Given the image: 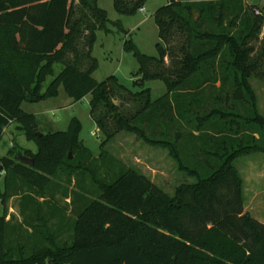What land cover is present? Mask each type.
Returning a JSON list of instances; mask_svg holds the SVG:
<instances>
[{"label": "trees", "instance_id": "1", "mask_svg": "<svg viewBox=\"0 0 264 264\" xmlns=\"http://www.w3.org/2000/svg\"><path fill=\"white\" fill-rule=\"evenodd\" d=\"M99 1L0 0V140L18 123L39 146L37 154L24 155L33 166L15 160L13 148L0 167L44 190L60 172L72 175L97 160L80 142L77 122L70 133L45 135L21 108L56 97L63 86L75 102L91 96V116L104 135L100 158L119 134L128 133L167 149L195 183L170 197L133 169H122L112 182L95 178L100 196L78 215L72 242L60 246L50 236L51 247L28 257L5 243V193L0 264H264V224L243 213V183L234 166L243 155L264 153V117L248 84L264 83V6L169 0L154 15L159 57L136 53L142 78L134 93L116 77L102 83L93 78L96 33L111 31ZM147 1L114 0V8L133 15ZM83 38L86 49L80 48ZM134 49L125 43V50ZM59 64L64 67L55 76ZM49 77L54 80L44 91ZM155 80L164 82L167 94L153 102L144 84ZM69 152L78 154L77 163ZM190 153L199 169L184 164Z\"/></svg>", "mask_w": 264, "mask_h": 264}, {"label": "rangeland", "instance_id": "2", "mask_svg": "<svg viewBox=\"0 0 264 264\" xmlns=\"http://www.w3.org/2000/svg\"><path fill=\"white\" fill-rule=\"evenodd\" d=\"M247 1L251 5L264 6V0ZM168 3L169 0H148L135 14L121 15L114 8V0L98 2L99 7L108 14L111 31L96 33L92 51V57L98 62V68L93 74L96 82L102 83L116 77L131 92L140 91L134 85V82L142 78L136 53L151 58L159 57L157 45L161 40L154 15ZM126 42H132L135 49L125 50ZM79 44L81 49L87 48L84 38L79 40ZM169 63L170 59L166 58V64ZM63 67L55 65V76L60 74ZM53 80L54 77L47 79L44 91ZM248 84L255 97L257 111L264 117V83L249 79ZM144 88L151 90L153 102L167 94V87L160 80L145 82ZM90 100L89 95L75 102L61 86L56 97L35 103L24 102L21 106L26 114L36 118L41 134L70 133L74 131L77 122L80 142L97 159L91 161L87 169H78L72 175L60 172L51 178L44 190L29 186L18 176L9 177L3 170L0 177V216L4 215L3 195L8 193L5 243L21 250L24 257L51 247V242L46 239L50 236L60 246L72 242L78 215L90 201L100 196L95 178L112 182L121 174L122 169H133L145 174L170 197H174L180 187L195 183L194 178L178 169L167 149L149 146L128 133L119 134L104 148L107 155L100 158L104 135L91 116ZM136 125L141 126L138 122ZM13 148L16 152L15 160H20V154L35 155L39 150L38 143L30 140L18 123H12L6 128L0 140V159L8 157ZM73 158H76L75 163L80 159L78 154L71 152ZM185 159L186 166L200 168L195 154H186ZM234 166L243 183V213L264 224V153L243 155L235 161ZM203 174L205 176L209 172Z\"/></svg>", "mask_w": 264, "mask_h": 264}, {"label": "water", "instance_id": "3", "mask_svg": "<svg viewBox=\"0 0 264 264\" xmlns=\"http://www.w3.org/2000/svg\"><path fill=\"white\" fill-rule=\"evenodd\" d=\"M38 137H41V134H37ZM69 158H71V152H70V156ZM20 162L26 165H30L33 166L34 165V160L29 158V157H25V156H21L20 157ZM3 174V169L2 167H0V176Z\"/></svg>", "mask_w": 264, "mask_h": 264}, {"label": "built area", "instance_id": "4", "mask_svg": "<svg viewBox=\"0 0 264 264\" xmlns=\"http://www.w3.org/2000/svg\"><path fill=\"white\" fill-rule=\"evenodd\" d=\"M256 14H259V11L258 10H256V12H255Z\"/></svg>", "mask_w": 264, "mask_h": 264}, {"label": "crops", "instance_id": "5", "mask_svg": "<svg viewBox=\"0 0 264 264\" xmlns=\"http://www.w3.org/2000/svg\"><path fill=\"white\" fill-rule=\"evenodd\" d=\"M248 2V1H247ZM140 173V172H139ZM140 174H142V175H144V176H146L145 174H143V173H140Z\"/></svg>", "mask_w": 264, "mask_h": 264}]
</instances>
